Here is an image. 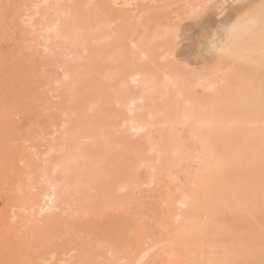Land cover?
Here are the masks:
<instances>
[{"label":"rangeland","instance_id":"rangeland-1","mask_svg":"<svg viewBox=\"0 0 264 264\" xmlns=\"http://www.w3.org/2000/svg\"><path fill=\"white\" fill-rule=\"evenodd\" d=\"M4 1L0 0V264H186L198 234L187 235L181 221L199 213L180 202L200 193L201 169L212 160V152L189 125L158 124L166 118L179 120L185 98L199 109L215 95L237 90V75L261 78L257 88L264 95V64L255 70L218 51L232 24L251 15L264 17V0ZM47 27L59 32L47 34ZM216 68H234L236 73L213 90L205 79L216 76ZM133 71H140L141 77L130 80ZM165 75L176 78L180 93L170 85L164 90ZM150 84L154 90H146ZM132 99L141 109L130 113ZM128 113L143 126L140 131L129 127ZM174 149H179V156ZM214 151L221 156L219 143ZM52 193L49 208L45 204ZM224 219L232 229L244 226L233 216ZM254 230L252 244L261 249L247 264H264V236L259 227ZM203 242L210 245L215 239L208 236Z\"/></svg>","mask_w":264,"mask_h":264},{"label":"bare ground","instance_id":"bare-ground-1","mask_svg":"<svg viewBox=\"0 0 264 264\" xmlns=\"http://www.w3.org/2000/svg\"><path fill=\"white\" fill-rule=\"evenodd\" d=\"M68 1H70V0H68ZM116 1L117 0H113V3L116 4ZM122 1H124L125 4H130L131 2L135 3V4L137 2H140V3H146V2H153L154 3V2H156V0H122ZM160 1H162V0H160ZM211 1L214 2V0H211ZM2 2H3V0H2ZM4 2L9 3V0H5ZM44 2H45V0H44ZM62 2H63V0H62ZM71 2H72V0H71ZM110 2H111V0H110ZM69 3L70 2H68L67 4H69ZM43 4H45V3H43ZM199 4L202 5V3H199ZM208 4H211V3H208ZM208 4L205 6H208ZM89 5H90V3H89ZM3 6L6 7V5H3ZM35 7H33V8H35ZM42 7H44V6L42 5ZM113 7H114V4H113ZM187 7L188 6H186V8ZM191 7H193V6H191ZM3 9H5V8H3ZM175 9H177V8H175ZM199 9H201V7H199ZM60 11L62 13V10H60ZM196 11L194 14H196ZM53 12H52V14H53ZM57 12L60 13L59 11H56L55 12L56 16H57ZM65 13H66V15H64V14L63 15L68 16L67 12H65ZM93 13H95V12H93ZM64 16L61 19L62 21L63 20L65 21V19H63ZM82 16H85V15L83 14ZM154 16H152V17H154ZM161 16H163V14ZM32 17L30 18V20H32ZM49 18H53V17L51 16ZM56 18H59V17H55V19ZM66 18H69V17H66ZM82 18H84V17H82ZM138 18H140V15ZM147 18H149V17H147ZM23 19H24V17H23ZM42 19L44 20L43 17H42ZM42 19L41 20L37 19V20L42 21ZM145 20H147V19H145ZM262 20H264V17H262V16H257V15L252 16L251 15L247 18L238 20L237 22L232 24L231 27L226 32V38H227L226 43L224 44V46L220 47L218 49V51L221 52L222 55L227 56V58L228 57H230V58L234 57L235 60L241 59L244 61L245 64L252 66L255 70H259L264 64V26L261 27V25H260ZM135 21H136V19H135ZM40 24L42 26V23H40ZM106 24H104V25L106 26ZM58 25L59 24H57V26ZM108 25H110V24H108ZM108 25L106 27H108ZM47 26H48V24H47ZM54 26H56L55 23H54ZM110 26H112V25H110ZM118 26H120V25H118ZM49 27H51V25ZM49 27L46 28L47 34H48V30L50 32L53 31L54 33L59 32V30L57 28H54V27L49 28ZM128 27H130V26H128ZM59 28H60V25H59ZM168 28L172 31L171 35H173L174 31L170 28V26ZM161 29L163 31V28H161ZM31 30H33V28ZM38 30L42 31V29H38ZM106 30L107 29H105V31ZM71 31L74 34V31L72 29H71ZM88 31H91L93 33V30H88ZM164 31H165V28H164ZM72 32H71V34H72ZM91 32L90 33L87 32V33L91 34ZM158 32L161 33L160 30H158ZM42 33H44V32H42ZM79 33L80 32L78 31V33H76L75 36L79 35ZM97 33H98V31H97ZM155 33L157 34V31L154 32L152 35L154 36ZM168 33L170 34L169 31H168ZM44 37H46V36H44ZM69 37H71L70 34H69ZM69 37H67V39ZM79 37L78 36L76 37L77 40L79 39ZM158 37H160V35ZM58 38L60 40L59 36L57 37V39ZM100 38H102V37H100ZM164 38H166V36H164ZM176 38L177 37H174L175 41L177 40ZM73 39H75V38H73ZM102 39H104L105 42H107V40H108V39L105 40V38H102ZM141 39H143V38H141ZM162 39L163 38L161 37V39L159 41H161ZM65 40H66V38H65ZM71 40L72 39H69L66 41V42L69 41L68 45H70L69 43H74V42H71ZM151 40H152V42H155V41H153L152 38H151ZM101 41H103V40H100V42ZM128 41H129V39H128ZM128 41H126V42H128ZM139 41H140V39H139ZM57 42L58 41H55V43H57ZM62 42H63V40H62ZM100 42L99 41L97 42L98 45ZM103 42H101V43H103ZM82 43L83 42H81L80 44H82ZM48 44L51 45L50 43H48ZM95 44L96 43H93V45H95ZM133 44H135V43H132V45L129 44L130 48H131V46H133V48H135ZM41 45H42V42H41ZM56 45L57 44H55V46ZM61 45H64V44H61ZM75 45H74V48L76 47ZM71 46L72 45H70V48L73 47V46L72 47ZM138 46L139 45H137V47ZM140 46H141V44H140ZM59 47H61V46H59ZM83 47L79 46V49L80 48L82 49ZM54 48H52V49H54ZM133 48H131V49H133ZM35 51H38V49H36ZM44 51H48V50L45 49ZM258 52H259V54H258ZM255 53H257L258 55H256V57H252V54H255ZM62 54H64V53H62ZM143 55L148 56L149 54H148V52H143ZM143 55H142V57H143ZM165 56H167V55H165ZM108 57H106V58H108ZM142 57H140V58H142ZM41 58H43V57L41 56ZM76 58L78 59L79 57H76ZM76 58H73V60L75 59V61H77ZM109 58H111V57H109ZM140 58L138 60H140ZM143 58L140 61H143ZM80 59H81V57L79 58V60ZM163 59H164V57H163ZM109 61L108 62L106 61V62L109 63ZM130 63L132 64L131 61H130ZM136 63H138V61H136ZM113 64H115V63H113ZM139 72L133 71L128 76V78L130 80H135L136 78L141 77V74ZM235 73H236V70L234 68L225 69V70L217 69V68L213 69V74H216V76H212L211 78L205 79L206 83H207V84L206 83L205 84L208 87H211L213 89L217 83L227 81V79L232 74L235 75ZM109 78H107V79L110 80ZM107 79H105V80L108 81ZM163 79H164V77H163ZM236 79H238L240 81V83H241L240 87L235 91L231 90L227 96L217 94V95H215V98L211 102L201 106L199 109H197V108L194 109L193 108V101L185 98L183 100V102H184L186 107L181 112L182 114L180 113L181 117L179 120L174 121L170 118H166L164 120H161L158 124L161 127H165V128H171L172 126H176L177 123H180L181 126L183 124L189 125L191 128L195 129L198 132V134L201 136L200 138H201V142L203 143V145L206 148H208L209 150H211V152H212L211 153L212 154L211 155L212 160L210 162H208L204 168L201 169V174H200V177L198 180V188L201 190L200 193L197 194L198 196H196L194 198L191 197L189 199H185V200L183 199V201L180 202L184 206L185 205H192L193 207H195L197 209V211L199 213V216H196V217L193 215L188 216L181 221L183 229L185 230V233L187 235L198 234V235H196L198 237V240L196 241V243L193 244L195 246L193 256L191 257L190 261L189 260L187 261L186 264H247L248 259L250 257H252L253 255H255L259 249H261V248H257L255 246H253L252 243H253V239H254V231H255L254 229L256 227L260 228L261 235L264 236V95L262 94L263 91L261 89L258 90V88H257V87H260L262 85L261 84L262 80H261V78H259L257 76L248 77V76H240V75H237ZM102 80H103V78H102ZM127 81H129V80H127ZM131 82H133V81H131ZM134 82H136V84H137V81H134ZM138 82L140 83L141 81H138ZM142 82L147 84L145 79ZM142 82L140 84H137V85L142 86V84H143ZM165 82H166L165 86L164 85L162 86L165 88V89L163 88L165 91H166V85H170V86L176 88L178 91L177 82H176L175 77H172L170 75H165V81L162 83H165ZM201 83H204V81ZM201 83L199 85L203 86ZM145 84H143V86ZM196 85H198V83ZM185 86H188V85H185ZM120 87H122V86H120ZM140 88H142V87H140ZM154 88H155L154 85L150 84L149 89H146V90L150 91V90H154ZM208 89H210V88H208ZM212 89H210V90H212ZM118 91H120V90H118ZM149 91H146L147 94H145L146 92L145 93L143 92V93L145 95H149V94H151ZM110 93H112V92H110ZM178 93H180V91H178ZM225 93L227 94V92H225ZM252 93L256 94V95H254L256 97L255 99L252 98ZM208 94H210V93H208ZM75 95H76V93H75ZM137 101L138 100H136V99H132V100L128 101L129 106H130V108H129L130 113H132L134 111H139L141 109L139 104L137 105V103H138ZM111 103H114V102H111ZM114 105L117 106L115 103H114ZM239 106H241L240 110H236V108ZM105 107H107V106H105ZM89 108H91V106ZM91 109H93V107ZM127 110H128V108H127ZM89 111L87 113H89ZM128 117L129 118H128L127 122L129 124V127L131 129H133L132 131H134V132L140 131V129H142L143 126L136 121L135 114H132L129 116V113H128ZM147 117H149V116H147ZM156 117H157V115H156ZM90 126H92V125H90ZM96 126H98V125H96ZM103 126L104 125H102V127ZM103 128H105V126ZM106 131H108V130H106ZM105 133H107V132H105ZM83 141H85V140H83ZM149 142H150V140H149ZM73 143H74V140H73ZM104 143H106V142H104ZM136 143H138V142H135V144ZM216 143H219L222 150H223L221 156H216L214 154V152H215L214 151V145ZM147 145H149V144H147ZM199 145H200V143H199ZM149 146H151V145H149ZM190 146H191V144H190ZM103 149L105 150V147ZM150 150H153L155 152L159 151L157 148L156 149L151 148ZM198 150H201V149H198ZM153 151H151V153ZM71 152H73V151H71ZM107 152H109V151H107ZM147 152H149V151H147ZM203 152H201V153H203ZM173 153L175 155L179 156V149H174ZM62 156H64V155H62ZM65 157H66V154H65ZM157 158H158V155H157ZM176 158H177V156H176ZM69 159H71V158L69 157ZM102 159H104V158H100L99 161L100 162L104 161ZM76 160H78V159H76ZM168 160H169V158H168ZM64 162H66V160ZM71 162L72 161L70 160V164H71ZM100 162H98V164ZM70 164L68 163L67 166H69ZM73 164H75V163H73ZM67 166H66V168H67ZM92 167H94V166H92ZM85 169H86V167H85ZM135 170H136V168H135ZM65 174H66V172H65ZM61 175H62V173H61ZM192 186H193V184H192ZM53 198H55L54 193L47 196L48 200H47L45 205L49 206V208H51V204L53 205ZM224 215L225 216L226 215L233 216V220L237 224H239V225L241 224L244 226L241 228H238V229H232L231 225L224 219ZM208 236L211 239H215V243H212L209 245L208 243L203 242L205 237H208ZM181 237H182V235H181ZM263 252H264V250H263Z\"/></svg>","mask_w":264,"mask_h":264}]
</instances>
